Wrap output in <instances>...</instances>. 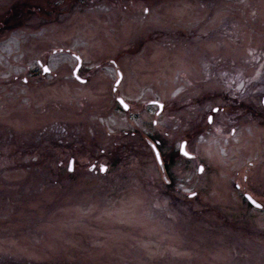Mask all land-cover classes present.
Returning <instances> with one entry per match:
<instances>
[{
    "label": "rangeland",
    "instance_id": "374dc122",
    "mask_svg": "<svg viewBox=\"0 0 264 264\" xmlns=\"http://www.w3.org/2000/svg\"><path fill=\"white\" fill-rule=\"evenodd\" d=\"M75 56L85 84L73 79ZM115 69L128 112L114 103ZM260 71L264 0H0V257L264 264V116L192 132L233 94L226 77L257 92ZM73 128L106 151L119 143L99 158L105 176L88 171L84 150L67 172ZM147 132L160 140L169 184ZM182 137L195 159L177 152Z\"/></svg>",
    "mask_w": 264,
    "mask_h": 264
},
{
    "label": "flooded vegetation",
    "instance_id": "af4514ba",
    "mask_svg": "<svg viewBox=\"0 0 264 264\" xmlns=\"http://www.w3.org/2000/svg\"><path fill=\"white\" fill-rule=\"evenodd\" d=\"M38 64V63H37ZM206 66H208L207 64H204ZM206 69V74H208L207 76H209V74L212 72H210V69H208L207 67ZM79 70V69H78ZM78 72V71H77ZM115 74H116V81L118 80V76L120 73L119 70L115 69ZM223 76L225 74L221 73ZM219 78V77H218ZM256 84H257V92L255 91H249L247 89V84L245 82V80L243 78H241L239 75H237V77H231V79L229 77H226V80L224 81L226 84L228 85H232L233 86V94L228 95V93H225L223 96L218 97L220 98V101H222L221 105L215 104V106L211 107L210 109V113L207 114L206 118H205V123L206 125H200L197 124V127L195 129H193V133L194 135L197 133H202L203 131H206L208 125L211 126L215 123H217L216 127L219 128L221 125H227V123H230L234 126H237V124H244L247 123L246 119L248 120L249 116L253 119V120H262L263 116H264V71H260L258 72V74L256 75ZM73 79L75 80V82H79L82 84L86 83L85 78H82L79 75V79H77V77L73 76ZM122 75L120 76V79L118 80L119 83L121 81ZM97 81V80H95ZM101 81V80H98ZM114 81L111 87V93H113L114 96V103L116 104L117 107L121 108V105H119V100L117 99V97L122 96L121 91H119L118 93L116 92L119 88V83H117V85L115 84ZM97 85V83L95 84ZM243 85V86H242ZM248 90V91H247ZM260 94V95H259ZM257 95V96H256ZM259 95V96H258ZM248 98H251L253 100L257 102H255V106L249 107L247 102H248ZM258 99L260 101H258ZM125 101V100H124ZM126 102V101H125ZM199 102V101H197ZM127 103V102H126ZM149 105H156V111L155 114L158 115V112H160L162 110V108L160 110H158V105L156 103L152 104L151 101H148ZM128 105V109L124 112H128L130 110V105ZM163 107V105L161 106ZM215 110V111H214ZM211 116L213 117V120L211 123H209L208 117ZM201 118V117H200ZM199 119V118H198ZM155 119H152L151 125L155 126ZM200 126V128H199ZM212 127V126H211ZM213 128V127H212ZM73 128L72 130L70 129V133L68 134L70 140L66 141L65 143L68 144L69 146V156H68V166L67 170H69V172L74 173V169H75V164L77 162V157H78V153L80 150H84L86 152V155L88 154V156L91 159V163L90 165L87 167L88 171L91 172V174L93 175H98L99 176L103 175L105 176L106 173L109 171V167L110 164L108 165L107 163L103 162V160H100V156L103 155L106 152V156H110L111 153L116 152L117 150H119L121 148V146H118L117 142L114 141L112 142L111 145V150L106 151V149H104L103 147H101V145H99V143L96 142L95 139H93L92 133L89 131V133L84 134L81 130H77ZM216 129V128H215ZM231 134L234 133V129L233 127H231L230 129ZM141 136H143V140L146 144L147 147H149L151 153L153 151L151 144L153 145V148L156 146L159 150L160 156H161V152L160 150L162 149V147H160L161 143L160 140H158L155 136V134H151V132H147V133H142ZM184 136V135H183ZM183 139L180 140V144L182 143L183 145H186L187 143V139L184 137H182ZM92 146V149L91 147ZM100 147L101 149L99 150V153H93L94 150L93 148H98ZM66 150V151H68ZM83 152V151H82ZM178 152V150H177ZM62 155V153H61ZM95 155V156H93ZM153 156V153H152ZM169 156H172V153L169 154ZM162 157V156H161ZM196 157L193 156L191 157V159H195ZM163 159V157H162ZM59 165H61L63 163L62 160H58ZM70 162V165H69ZM166 164V163H165ZM167 170V169H166ZM168 171V170H167ZM243 179H245V176L243 177ZM236 188H239V185L236 183L234 184ZM243 193L245 192V188L242 187ZM262 207V205H261Z\"/></svg>",
    "mask_w": 264,
    "mask_h": 264
},
{
    "label": "water",
    "instance_id": "95a60500",
    "mask_svg": "<svg viewBox=\"0 0 264 264\" xmlns=\"http://www.w3.org/2000/svg\"><path fill=\"white\" fill-rule=\"evenodd\" d=\"M79 67V65H77L76 66V68H75V70L73 71V75L75 76V71H76V69ZM46 69V67H43V70H45ZM120 75V74H119ZM119 79V78H118ZM115 84H117V82L115 83ZM124 108H126V107H124ZM153 153H154V157H155V160H156V164H157V168H159V170H160V174H161V178L166 182V181H168V179L166 178V175H165V173H164V167H162V163H161V157H159V159H157V155H158V152L156 151V149L154 148L153 149ZM180 153L181 154H183L182 152H181V149H180ZM185 156V155H184ZM201 169V167H199V170ZM246 196V199L248 200V202L252 205H254V206H257L258 204L257 203H253L252 201H253V199H249V195H245ZM257 207H259V206H257Z\"/></svg>",
    "mask_w": 264,
    "mask_h": 264
},
{
    "label": "snow or ice",
    "instance_id": "6c2138e0",
    "mask_svg": "<svg viewBox=\"0 0 264 264\" xmlns=\"http://www.w3.org/2000/svg\"><path fill=\"white\" fill-rule=\"evenodd\" d=\"M145 11H147V9H145ZM45 71H47V69H45ZM77 79H79V77H77ZM117 83H119V81H117ZM117 99L120 100V103H121V104H124V107H128V105L125 104L124 101H123L122 99H120L119 96L117 97ZM214 111H215V110H214ZM208 120H209V123H211L212 120H213V117L209 116V117H208ZM181 152H182L183 155H185V156H191V153H190V152L185 151L183 144L181 145ZM157 159H159V155H157ZM200 170L202 171V168H201ZM249 199L251 200L252 198L249 197ZM252 202H253L254 204L256 203L255 200H253ZM257 206H259V205H257Z\"/></svg>",
    "mask_w": 264,
    "mask_h": 264
},
{
    "label": "trees",
    "instance_id": "16d2710c",
    "mask_svg": "<svg viewBox=\"0 0 264 264\" xmlns=\"http://www.w3.org/2000/svg\"><path fill=\"white\" fill-rule=\"evenodd\" d=\"M7 262H9V260L0 257V264H6ZM17 264H19V263H17Z\"/></svg>",
    "mask_w": 264,
    "mask_h": 264
}]
</instances>
